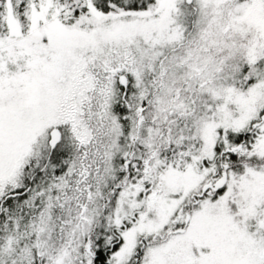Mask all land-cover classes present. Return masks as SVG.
Listing matches in <instances>:
<instances>
[{"label": "snow or ice", "instance_id": "obj_1", "mask_svg": "<svg viewBox=\"0 0 264 264\" xmlns=\"http://www.w3.org/2000/svg\"><path fill=\"white\" fill-rule=\"evenodd\" d=\"M0 264H264V0H0Z\"/></svg>", "mask_w": 264, "mask_h": 264}]
</instances>
